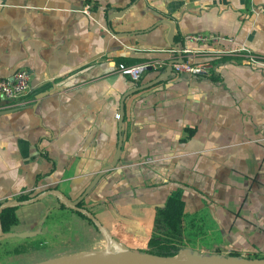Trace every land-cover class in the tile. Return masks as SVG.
Returning <instances> with one entry per match:
<instances>
[{"label":"crops","instance_id":"1","mask_svg":"<svg viewBox=\"0 0 264 264\" xmlns=\"http://www.w3.org/2000/svg\"><path fill=\"white\" fill-rule=\"evenodd\" d=\"M166 21L184 62L209 71L173 70L128 95L120 158L102 174L117 151L122 97L179 58ZM211 32L264 58V0H0V79L31 72L20 103L0 100V110L17 108L0 115V205L48 189L76 200L96 181L82 206L107 228L96 233L47 195L16 207L0 264L78 254L107 238L147 252L157 209L177 190L201 225L194 250L264 257V69L184 39ZM155 61L167 65L139 81L118 70Z\"/></svg>","mask_w":264,"mask_h":264},{"label":"water","instance_id":"2","mask_svg":"<svg viewBox=\"0 0 264 264\" xmlns=\"http://www.w3.org/2000/svg\"><path fill=\"white\" fill-rule=\"evenodd\" d=\"M124 13L125 10L121 11L120 13L112 15L109 19L111 20L114 17L122 16ZM166 23L169 24L170 26L169 43L175 48L176 52L179 55V58L171 60L166 68V72L160 74L155 80L145 85H141L139 87L129 90L122 97L120 121H119V142H118L117 151L112 163L108 165V167H106L104 171L101 172L102 174L116 167V164L120 158L121 146L123 142L122 126H123V118L125 113L124 103L126 97L138 90L149 88L155 85L156 83L165 80L170 75H174L175 73L173 71V64L182 63L184 61L181 46L177 45L173 41V32L175 28V23L169 21H166ZM151 68L152 67H149L148 69ZM15 110H17V108L1 109L0 115ZM95 182L96 181L92 182L91 185H89L87 189L76 200H70L67 197V195L61 190L48 189L28 199H24V200L11 199L4 201L0 205V216H1V212L6 208L19 207V206L32 204L43 199L47 195H55L57 198L62 200V202L67 208L86 214L92 220V222L98 226L99 230L102 231V233L107 234V228L102 224V222L97 218V216L86 207L80 206V203L86 198V196L94 187ZM11 235L13 234H8V235L5 234L0 219V241ZM113 243H114L113 245H115L114 247L118 248L120 246V243L117 241H113ZM33 264H264V257L203 255L198 250H193V251L181 250L176 256H164L151 252H138L132 249H127L115 253L111 252V250H107L104 253L71 254L59 258H51V259L39 261Z\"/></svg>","mask_w":264,"mask_h":264},{"label":"built area","instance_id":"3","mask_svg":"<svg viewBox=\"0 0 264 264\" xmlns=\"http://www.w3.org/2000/svg\"><path fill=\"white\" fill-rule=\"evenodd\" d=\"M88 7L85 11H88ZM187 41H196L212 47L208 50L209 54L215 56H231L241 53L247 60L257 68L264 69V58L255 55L250 49L242 45L238 48H225V43H233L232 38L225 37L216 33H196L188 34L184 37ZM188 52V50H186ZM167 65L164 61L143 62L138 64L126 65L119 64L118 70L125 75L131 77L134 81H139L149 67L158 69ZM208 64H193L189 62L173 64V70L176 73L204 74L208 73ZM31 89V72L26 69H19L9 78L0 79V100L6 101L8 104L20 103L30 92ZM230 254V253H229ZM230 256V255H225Z\"/></svg>","mask_w":264,"mask_h":264},{"label":"trees","instance_id":"4","mask_svg":"<svg viewBox=\"0 0 264 264\" xmlns=\"http://www.w3.org/2000/svg\"><path fill=\"white\" fill-rule=\"evenodd\" d=\"M193 133V130H189V135ZM32 193H24L20 196V199H28ZM84 204V200L80 203V206ZM63 206L64 203L61 202ZM84 207V206H82ZM88 222L95 225L92 220L84 213L78 212ZM95 214V213H94ZM196 216H191L185 213V203L181 190L173 192L167 199L165 206L158 208L155 218V226L153 230V237L150 241L151 245H157L159 241L165 243L177 235L186 234L191 245L194 247L197 238L202 234L201 225H199ZM1 223L5 232H8L11 226L18 223V217L16 215V207L6 208L1 212ZM193 251V250H190ZM151 253H157L152 251ZM158 255L171 256L173 254H161ZM231 256H240L238 253H231ZM258 257V256H256Z\"/></svg>","mask_w":264,"mask_h":264},{"label":"rangeland","instance_id":"5","mask_svg":"<svg viewBox=\"0 0 264 264\" xmlns=\"http://www.w3.org/2000/svg\"><path fill=\"white\" fill-rule=\"evenodd\" d=\"M91 225H93V224H91ZM154 226H155V221H154ZM93 227H95V229H96L95 232L96 233H100V230H99L97 225H93ZM153 230H154V228H153ZM83 236H84V234L82 233L81 237L83 238ZM152 237H153V235H152ZM152 237L149 240V243H148L149 248L147 249V252L154 251V252L161 253V254H173L171 256H176L181 250H183V251L194 250L193 246L191 245L190 240H188L187 233L186 234H182V235H177L175 237H173V235H172V239L169 240V242L166 241L165 243H163V242L161 243V241H159V243L157 245H151L150 244V241H151ZM97 238L101 239L102 238L101 234H98ZM111 242L112 241L107 238V243H106L105 246L104 245H102L101 247L97 246L96 248L95 247L93 248V246H90V247L86 248V251H83L82 253H78V254L104 253L107 250H111V252L115 253V252H118V251H123V250L129 249V248H123L122 249V248L114 247L115 246V245H113L114 243L112 244ZM196 243H197V241H196ZM20 260H21L20 257L16 256V257L10 259V261H8L6 259V261H4L2 264H19ZM7 261H8V263H7Z\"/></svg>","mask_w":264,"mask_h":264},{"label":"bare ground","instance_id":"6","mask_svg":"<svg viewBox=\"0 0 264 264\" xmlns=\"http://www.w3.org/2000/svg\"><path fill=\"white\" fill-rule=\"evenodd\" d=\"M113 244V242H111Z\"/></svg>","mask_w":264,"mask_h":264}]
</instances>
